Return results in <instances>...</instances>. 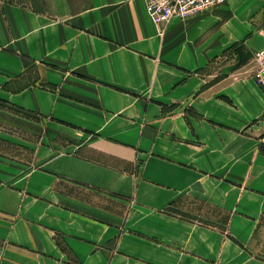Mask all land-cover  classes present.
Here are the masks:
<instances>
[{
  "label": "crops",
  "instance_id": "1",
  "mask_svg": "<svg viewBox=\"0 0 264 264\" xmlns=\"http://www.w3.org/2000/svg\"><path fill=\"white\" fill-rule=\"evenodd\" d=\"M244 2L159 31L143 0H0V264H264V12Z\"/></svg>",
  "mask_w": 264,
  "mask_h": 264
},
{
  "label": "built area",
  "instance_id": "2",
  "mask_svg": "<svg viewBox=\"0 0 264 264\" xmlns=\"http://www.w3.org/2000/svg\"><path fill=\"white\" fill-rule=\"evenodd\" d=\"M226 0H143L145 12L160 31L165 24L175 20H186L220 7ZM264 12V0H257ZM264 39V33L262 35ZM253 79L264 95V45L254 54Z\"/></svg>",
  "mask_w": 264,
  "mask_h": 264
},
{
  "label": "rangeland",
  "instance_id": "3",
  "mask_svg": "<svg viewBox=\"0 0 264 264\" xmlns=\"http://www.w3.org/2000/svg\"><path fill=\"white\" fill-rule=\"evenodd\" d=\"M5 1H11V2H23L25 0H5ZM244 5L247 9L254 11L257 9V6L259 5V2L257 0H245ZM254 17L261 18V13L256 12ZM17 148H14L13 145L9 144V147L2 146L0 144V150H3L11 155H17L18 151L15 150ZM22 159H25L26 161L29 160V156L27 153H24V155L21 157ZM175 212H178L182 215H185L187 217L195 218L199 221H202L206 224L213 225L215 222H217V226L221 229H225V220L229 216L228 213L218 207L211 206L205 201L202 200H195L189 197L182 198L177 204L175 205ZM249 247H251V250L254 253H260L264 250V229H260L259 232L256 234V236L253 238V240L250 241V243H247ZM262 255V254H261ZM264 255V254H263ZM264 257V256H263Z\"/></svg>",
  "mask_w": 264,
  "mask_h": 264
}]
</instances>
